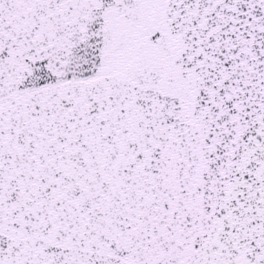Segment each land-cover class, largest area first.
<instances>
[{
	"label": "snow or ice",
	"instance_id": "snow-or-ice-1",
	"mask_svg": "<svg viewBox=\"0 0 264 264\" xmlns=\"http://www.w3.org/2000/svg\"><path fill=\"white\" fill-rule=\"evenodd\" d=\"M0 264H264V0H0Z\"/></svg>",
	"mask_w": 264,
	"mask_h": 264
}]
</instances>
